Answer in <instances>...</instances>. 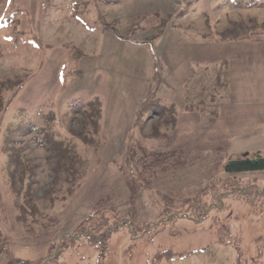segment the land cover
<instances>
[{
  "label": "rangeland",
  "instance_id": "374dc122",
  "mask_svg": "<svg viewBox=\"0 0 264 264\" xmlns=\"http://www.w3.org/2000/svg\"><path fill=\"white\" fill-rule=\"evenodd\" d=\"M2 83L0 264H264V0H0Z\"/></svg>",
  "mask_w": 264,
  "mask_h": 264
},
{
  "label": "trees",
  "instance_id": "16d2710c",
  "mask_svg": "<svg viewBox=\"0 0 264 264\" xmlns=\"http://www.w3.org/2000/svg\"><path fill=\"white\" fill-rule=\"evenodd\" d=\"M106 3L108 4L109 2L106 1ZM102 21V25L107 26L110 30H112L115 34L118 33L117 29L110 25L109 23H107L106 21H104L103 19H101ZM4 83H2L0 85V109H1V93L3 91H7L8 89L6 88V86L4 87ZM9 88V87H8ZM11 89V88H10ZM3 90V91H1ZM97 113V112H96ZM95 113V114H96ZM27 130H30V127L27 128ZM21 149L19 150L17 157L15 158L14 162H17L21 167H22V174L26 173L27 170L25 168V165L23 164V157L20 154ZM65 151H68V149H66ZM13 155L9 157L8 162H12L13 161ZM172 159L171 155L168 156H162V155H147L144 157V159L142 160H138L137 161V166L140 165H149L152 168L154 167V165H159V166H167L170 165V161ZM66 161L68 160H61V169L64 170L67 174L66 179L69 177V175L71 174V172H69V170L72 169V166H68L66 165ZM70 161V160H69ZM71 162V161H70ZM29 171V170H28ZM223 171L227 174H237V173H246V172H256V171H264V155L260 154L259 152H254L253 155L249 158V159H237V160H230L228 162H226L223 166ZM24 175L22 176V178L24 179ZM69 179V178H68ZM250 193L249 191H245V194ZM90 220V217L87 219ZM98 227L94 230H97ZM98 232V231H97ZM93 234V233H92ZM91 237V234L88 236ZM103 243V242H102ZM167 252L164 253H159L156 254L153 259H152V264H156L160 262L161 258H168L169 256L167 255ZM25 264V263H23Z\"/></svg>",
  "mask_w": 264,
  "mask_h": 264
}]
</instances>
